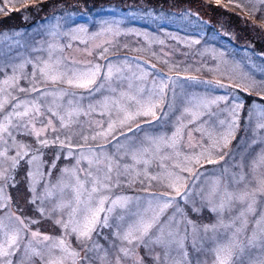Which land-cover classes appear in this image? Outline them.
I'll return each instance as SVG.
<instances>
[{
	"label": "snow or ice",
	"instance_id": "snow-or-ice-1",
	"mask_svg": "<svg viewBox=\"0 0 264 264\" xmlns=\"http://www.w3.org/2000/svg\"><path fill=\"white\" fill-rule=\"evenodd\" d=\"M86 31L74 29L71 39H81L75 33ZM104 31L112 30L89 39ZM63 47L49 44L47 49H34L46 51L47 58L25 57L18 63L5 61L0 54V264H34L36 260L93 264L95 259L105 264L108 249L101 240L119 253L116 264L122 260L208 264L202 255H210L211 264H264V139L252 141L261 149L251 159L248 172L242 162L232 166L238 171L225 166L211 177L201 171L229 155L217 154L235 138L244 105L234 102L230 109L217 112L213 105L227 103L228 97L191 96L180 115L170 120L175 94L173 102L167 103L166 81L158 85L154 81L146 90L145 85H135L123 76L124 68L111 61L66 63V57L56 55ZM96 47L102 48L98 58L106 59L109 49ZM28 65L33 69L30 73L25 71ZM137 79L143 80L144 75ZM215 83L221 88L239 87ZM96 93L102 98L86 106L82 103ZM224 112L227 118H221ZM93 114L106 116V127L104 121H93ZM257 115L256 129H264V108ZM81 117L88 119L81 121ZM85 123L97 130L85 134ZM154 125L161 130L152 131ZM169 125L170 130L164 131ZM74 127L79 131L72 132ZM142 131L144 135L137 139ZM193 133H200L199 141ZM75 136L79 140L73 143ZM46 149L53 150L49 159L44 158ZM62 156L74 162L58 167ZM123 157L133 163H121ZM21 161L28 166L23 206L9 191L19 183L16 171ZM153 165L160 169L155 175L149 171ZM53 170H58L55 180ZM201 177L206 178L197 189ZM145 181L149 185L161 182L169 191L152 194L146 207H141L139 198L114 194L125 183L131 187ZM170 208L172 214L162 219ZM205 212L211 217L209 223L201 222ZM45 225L58 234L41 231Z\"/></svg>",
	"mask_w": 264,
	"mask_h": 264
},
{
	"label": "rangeland",
	"instance_id": "rangeland-1",
	"mask_svg": "<svg viewBox=\"0 0 264 264\" xmlns=\"http://www.w3.org/2000/svg\"><path fill=\"white\" fill-rule=\"evenodd\" d=\"M0 8L4 9L0 11V54L5 61L18 63L25 57L33 60L38 57L46 59V51H34V49H47L49 44L65 46L63 51H57L56 55L66 57V63L73 59L102 65L111 61L124 68L123 76L130 78L135 85H145L146 90L153 87L154 81L157 85L161 80L166 81L168 84L165 89L166 102L172 103L175 94V111L170 115V120L180 115L186 98L191 96L208 99L218 96L228 97L227 103L213 105V111L217 112L220 109H230L234 102L245 104L243 98L233 93L235 86L221 88L216 85V81L225 85H239V88H248L251 93L264 95V2L262 0H219V3L217 0H0ZM81 27L87 31L75 33L81 39L72 40L73 30ZM105 29L112 31H104L95 39H89ZM52 32H56L57 35L53 36ZM82 40H86L87 43H83ZM105 41L109 43H104ZM68 44H71V47H66ZM96 45L109 49L106 59L98 58L102 48ZM85 49L91 50L92 54L88 55ZM32 70L31 65L25 69L29 73ZM142 74L144 79H137ZM192 77L195 79H190ZM253 82L254 87L251 86ZM124 85L126 88L127 81ZM75 91L85 90L75 89ZM20 95L23 97L24 94ZM101 98L102 94L96 93L82 103L86 106L89 102ZM249 101L250 106L246 108L247 111L243 113L241 110L239 114V126L235 138L228 148L217 154L224 155L228 150V157H225L220 164L206 165L201 171H206L207 177L218 174L225 166L238 171V168L232 166L239 162L243 163L244 172L249 171L251 159L261 149V144L253 145L252 141L264 139V129H256L259 119L257 113L264 108V105L256 100ZM249 113L252 115L251 121L248 120ZM112 118H117L115 110ZM221 118H227V112L221 113ZM80 119L86 121L88 118ZM91 119L104 121L106 127V116L93 114ZM96 130L94 125L89 127L87 123L84 124L85 134L91 135ZM159 130L161 129L157 126H152V131ZM163 130L169 131L170 125ZM71 131L78 132L79 128L74 127ZM143 135V131L138 133L137 139ZM193 135L198 141L200 140V133ZM78 140L79 137L75 136L73 143ZM204 143L207 144L208 141L204 140ZM109 149L111 150V145ZM52 151L46 149L44 158L49 159ZM73 162L64 160L62 156L58 167ZM121 163L133 162L129 157H123ZM27 167L21 161V167L16 171L19 183L16 188L9 189L22 206L25 196L24 173ZM44 170L47 171V167ZM149 171L155 175L160 169L153 165ZM261 171L264 172V169ZM57 174L58 170H53L52 180H55ZM205 178L201 177L197 189L204 184ZM167 191L169 189L161 182L152 181L149 185L148 181H145L143 184L137 182L131 187L125 183L115 189L114 194L139 198L141 207H146L147 201L153 198L152 194L159 195ZM173 210V208L168 209L162 219H167ZM29 215L32 213L30 212ZM195 218L193 216V219ZM201 222H211L207 212L203 214ZM41 231L58 234V230L47 225L43 226ZM104 231L107 235L109 230ZM100 243L108 249L105 264H116V255L119 253L109 247L104 240ZM73 244L75 245V240ZM200 258L206 259L208 264H211L210 255H202ZM34 264H40L39 260ZM93 264H100L99 259H95ZM122 264H132V262L122 260Z\"/></svg>",
	"mask_w": 264,
	"mask_h": 264
},
{
	"label": "trees",
	"instance_id": "trees-1",
	"mask_svg": "<svg viewBox=\"0 0 264 264\" xmlns=\"http://www.w3.org/2000/svg\"><path fill=\"white\" fill-rule=\"evenodd\" d=\"M235 88H236L234 90L235 92H233V93L237 94L239 97L243 98L244 102H245L244 107L242 109L243 113L245 112V110L247 111V109L250 106V101L249 100H256V101H258V102H260L261 104L264 105V99H262V96H264V95L259 94V93H251L250 91H244V88H239V87H235ZM227 152H228V150L225 153H227ZM225 157L227 158L228 155L225 156Z\"/></svg>",
	"mask_w": 264,
	"mask_h": 264
}]
</instances>
